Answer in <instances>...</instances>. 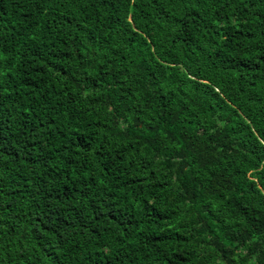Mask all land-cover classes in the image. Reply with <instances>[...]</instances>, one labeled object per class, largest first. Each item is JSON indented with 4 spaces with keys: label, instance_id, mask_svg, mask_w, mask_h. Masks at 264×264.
Returning a JSON list of instances; mask_svg holds the SVG:
<instances>
[{
    "label": "trees",
    "instance_id": "trees-1",
    "mask_svg": "<svg viewBox=\"0 0 264 264\" xmlns=\"http://www.w3.org/2000/svg\"><path fill=\"white\" fill-rule=\"evenodd\" d=\"M0 264H264V0H0Z\"/></svg>",
    "mask_w": 264,
    "mask_h": 264
}]
</instances>
